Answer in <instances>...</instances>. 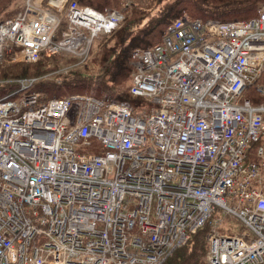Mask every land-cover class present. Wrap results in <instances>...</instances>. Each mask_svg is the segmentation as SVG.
Listing matches in <instances>:
<instances>
[{
  "label": "built area",
  "instance_id": "built-area-1",
  "mask_svg": "<svg viewBox=\"0 0 264 264\" xmlns=\"http://www.w3.org/2000/svg\"><path fill=\"white\" fill-rule=\"evenodd\" d=\"M46 1L28 0L21 13L0 23V62L6 55L11 63H36L43 55L66 54L83 63L96 38L112 33L123 18L71 0L62 7ZM134 60L130 91L146 99L137 112L87 94L47 100L32 91L33 78L16 80V92L0 100V264H51L57 253L64 264L104 255L110 264H145L147 256L160 254L157 245L184 244L195 202L214 188L226 192L249 229L223 232L215 220L209 234L230 237V264H264V249L254 251L255 233L264 229V104L243 97L252 85L264 96V82L258 83L264 6L248 21L177 20L161 45L135 51ZM204 135L222 146L214 159L198 155ZM252 143L258 148L247 155ZM22 163L30 169L18 183L9 170L20 173ZM147 171L181 196V207L138 191L114 204L102 186L76 188L100 180L116 197L121 180ZM253 189L258 208L240 197ZM132 210L146 211L150 223L132 229L129 245L120 244Z\"/></svg>",
  "mask_w": 264,
  "mask_h": 264
},
{
  "label": "trees",
  "instance_id": "trees-1",
  "mask_svg": "<svg viewBox=\"0 0 264 264\" xmlns=\"http://www.w3.org/2000/svg\"><path fill=\"white\" fill-rule=\"evenodd\" d=\"M81 6H89L102 13L109 9L117 10L123 14V19L117 29L108 36H102L95 40L92 50L99 40H109L103 44L100 54L93 56L91 53L92 69L87 73H80L79 68L87 65V61L79 64L74 56L55 55L40 58L36 64L12 65L15 63L5 60L0 64V95L1 99L17 89L15 80L20 78H35L33 92H38L45 99L54 97H67L72 94H85L87 86H91L97 92L99 98L114 99L133 106L142 104L143 99L135 97L130 93L132 74L134 71V50L138 48L152 47L162 42L169 26L176 20L187 17L188 19H200L202 21L213 19L220 21L252 19L259 15V8L264 0H71ZM25 0H0V22L8 17H14L24 7ZM154 40H158L153 44ZM93 56V58H91ZM90 62V61H89ZM72 64L78 67L74 72L70 70L69 75H61L56 70L58 64ZM34 65L33 67H28ZM85 65V66H86ZM40 70L38 76L43 77L40 81L33 74L34 69ZM85 68V67H84ZM83 70V69H82ZM85 70V69H84ZM96 71L94 79L89 71ZM82 74V76H80ZM28 76V77H24ZM96 77V78H95ZM99 77V78H97ZM264 81V75L261 78ZM6 83V84H5ZM129 83V84H128ZM128 84V87H126ZM63 87V90L61 88ZM65 89V90H64ZM63 91L62 94L57 93ZM246 98L253 104L263 100V97L255 91L254 87L248 88ZM206 234L202 237L204 245L200 247L201 255L196 252L189 254L190 244L198 243L196 238L200 233ZM208 228L196 232L193 237L183 246L179 247L164 264H202L201 258L206 256ZM201 238V239H202ZM187 247V248H183ZM182 248V249H181Z\"/></svg>",
  "mask_w": 264,
  "mask_h": 264
},
{
  "label": "bare ground",
  "instance_id": "bare-ground-1",
  "mask_svg": "<svg viewBox=\"0 0 264 264\" xmlns=\"http://www.w3.org/2000/svg\"><path fill=\"white\" fill-rule=\"evenodd\" d=\"M49 1L62 7L68 0H49ZM214 47H218V46H213L212 48ZM262 97L263 100L257 103L256 105L264 104V96ZM196 124L198 125L199 122H196ZM199 141L201 142V148L198 151V155L202 158H209V159L216 158L217 153L220 151L222 147L221 144L217 143L209 135L201 136ZM257 148H258L257 143L250 144L247 155L251 154ZM28 169H30V167L22 163L19 167L20 173H15L12 170H9V172L17 180L18 183H21L28 176V175L25 176L26 171H28ZM56 170H59V168H56ZM189 176L193 177L192 170H189ZM76 185H77L76 188L84 187L87 190L95 189L102 186L105 189V193H104L105 199L111 200L110 203H114V204H118L123 195H130L131 191L132 192L138 191L136 195L138 194L143 195L147 199L153 197L155 194H158L163 198L175 199L177 200L176 206L177 207L182 206V204L179 202L181 196L179 194H176L175 191L166 190L164 188L163 181L151 171L145 172L142 176L134 180H121L118 183V191L116 197L113 196L112 193L109 191V187L107 185H104V183L100 180H96L84 184L78 183ZM259 185L260 184H258L257 186L259 187ZM257 192H258L257 189H253L249 193L240 194V197L242 200L254 202L255 207L258 208L261 205L256 202ZM227 199H228V195L223 189L220 188L207 189V193L202 195V199H198L195 202V204L198 206L195 216L190 220L185 221V222L194 223L193 226L184 225V227L188 231V234L186 235L185 239L189 240L193 237V235L196 232L207 229L208 226L213 223L218 211L222 212L225 216H229L233 218L235 222H238L237 230L241 231L244 230L245 228L249 229L247 223H243V224L241 223L246 221L240 218L239 210L231 208L230 204L226 202ZM147 214L148 213L146 211L141 212L139 210H132L127 213L128 216L126 220L127 226L125 228L120 229V236L118 238L120 244L129 245L130 234L132 232V229L134 227L143 228L148 223H150L144 219V216H146ZM81 217L85 219L86 214L83 213ZM236 217L238 219H236ZM217 221L220 224L222 223L221 219H218ZM197 223L199 225L196 227ZM79 227L80 225H78L75 230L77 231ZM259 236H260L259 243L254 251H262L264 249L263 228L258 229L256 231L255 237H259ZM237 244L239 245L240 243L238 242ZM171 247L172 245L164 244V245H157L156 249L161 254H167L170 252ZM206 249H207V253L205 256V260L203 261L202 264L206 263L208 257H212L214 255H218L220 259L212 260L211 261L212 264H230V262H233V259L231 258L232 256L228 254V251L232 249L230 237L214 238L207 233ZM71 253L73 254V258H76L74 254L77 253V250L71 249ZM53 260L54 262H51V264H59V262L61 261V254L60 253L54 254ZM108 261H109L108 257L104 255L101 258L96 257L91 260H88L86 264H108ZM254 263L255 261H252L251 264ZM60 264H64V263L60 262Z\"/></svg>",
  "mask_w": 264,
  "mask_h": 264
},
{
  "label": "rangeland",
  "instance_id": "rangeland-1",
  "mask_svg": "<svg viewBox=\"0 0 264 264\" xmlns=\"http://www.w3.org/2000/svg\"><path fill=\"white\" fill-rule=\"evenodd\" d=\"M128 1H130V2H132V0H128ZM26 2H27V0H25V4H24V7H22V9L21 10H23L24 8H25V5H26ZM43 3H45V4H47V5H49L50 3L49 2H47L46 0H43ZM48 10H57L55 7H51V8H47ZM20 10V11H21ZM18 13V12H17ZM17 13H15V14H17ZM61 14V13H60ZM61 16L62 17H64L62 14H61ZM9 18V17H8ZM7 18V19H8ZM1 20V19H0ZM104 38H107V39H105V40H99V41H97V44H96V46L94 47V49L92 50V52H93V56L95 57V56H97V55H99L100 53V51H101V48H102V46H103V44H105V42L107 41V40H109V37H104ZM156 42H158V40H154L153 41V44H155ZM91 52V53H92ZM7 56V55H6ZM6 56L2 59V61L0 62V64L1 63H3L5 60H6ZM93 56L91 57V58H93ZM44 57H47V59H48V57H51V56H44ZM91 60L92 59H90V60H88L87 61V65L85 66V65H83L84 67L83 68H79L78 69V67H76V66H73L72 64H63V63H60V64H58V66H57V68L55 69V68H52L51 67V69H53V70H56L58 73H62V72H67V73H63V74H61V75H64V74H66L65 76H67V75H69V71L70 70H72V72H74V68L75 69H78L79 71H80V73L82 72V73H87V71L89 70V69H92L93 68V66L91 65ZM40 61V60H39ZM38 61V62H39ZM90 61V62H89ZM38 62H36V63H38ZM86 62V61H85ZM13 63V62H12ZM36 63H25V64H36ZM23 65L24 63H15V64H12V65ZM79 64H82V63H79ZM34 65H31V66H28V67H33ZM83 69V70H82ZM85 69V70H84ZM32 71H34V73L33 74H30V75H28V76H36L40 81H43V80H46V79H43V77H39L38 75L40 74V73H42L40 70H38L37 68L36 69H34V70H32ZM89 73H91V78H93L94 79V76L97 74V72L96 71H92V70H90L89 71ZM28 76H24V77H28ZM80 76H82V74L80 75ZM31 78V77H30ZM96 78V77H95ZM97 78H99V77H97ZM25 79V78H24ZM6 84V83H5ZM129 84V83H128ZM128 84H127V86L126 87H128ZM0 85H1V83H0ZM61 90H63V87L61 88ZM65 90V89H64ZM87 92H89V94H91V95H93V96H95V97H98L97 95H99V94H97V92L95 91V89L94 88H92L91 86H87ZM248 91V90H247ZM247 91H246V93L244 94V97H246V94H247ZM256 91V90H255ZM62 92L63 91H58L57 93H59V94H62ZM3 93V91H0V95ZM100 96V95H99ZM0 98H1V96H0ZM218 219H221L222 220V223H221V225H220V230L221 231H223V232H229L228 230H229V228L230 227H234V229H233V231H232V233H235V232H237V227H238V222H235L234 221V219L233 218H231V217H229V216H225L222 212H220V211H218L217 212V214H216V218L214 219V221L215 220H218ZM180 226V224L177 226V227H179ZM208 231H210V225L208 226ZM179 234H181V233H179ZM188 234V231L185 233V237H186V235ZM206 234V232L204 231V233H200L196 238H198V240H199V242L198 243H192V244H190V246H188V248H189V254L190 253H192V252H196L198 255H201V257H203V254H201V250H200V247L202 246L203 247V245H204V243H202L203 242V236ZM202 238V239H201ZM190 240V239H189ZM189 240H187V239H185V241L183 242L184 244L187 242V241H189ZM184 244H182V245H180V246H178V247H171V250H170V252L169 253H167V254H158V255H154V254H151V256H147V259H146V263L145 264H164L165 262H166V260L167 259H169L172 255H174L177 251H179V250H177L179 247H181V246H183ZM183 248H187V247H183ZM182 249V248H181ZM177 250V251H176ZM176 251V252H175ZM175 252V253H174ZM140 259H145V256H142V255H140ZM205 260V256H204V258L202 259L201 258V262L202 261H204ZM108 264H110L109 262H108ZM197 264H199V263H197Z\"/></svg>",
  "mask_w": 264,
  "mask_h": 264
}]
</instances>
